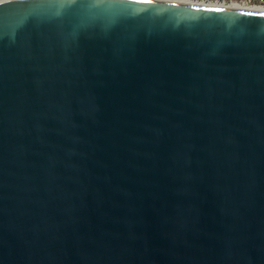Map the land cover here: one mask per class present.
I'll list each match as a JSON object with an SVG mask.
<instances>
[{"label": "water", "instance_id": "water-1", "mask_svg": "<svg viewBox=\"0 0 264 264\" xmlns=\"http://www.w3.org/2000/svg\"><path fill=\"white\" fill-rule=\"evenodd\" d=\"M247 13L264 11L0 1V264H264Z\"/></svg>", "mask_w": 264, "mask_h": 264}, {"label": "bare ground", "instance_id": "bare-ground-1", "mask_svg": "<svg viewBox=\"0 0 264 264\" xmlns=\"http://www.w3.org/2000/svg\"><path fill=\"white\" fill-rule=\"evenodd\" d=\"M3 1V0H0ZM165 1H172L176 2L174 0H165ZM182 3V2H181ZM184 3H194V4H201V5H210V6H225V7H231V8H244V9H250V10H257V11H264V7H257V6H243L241 4L231 3V4H219L213 1L205 2V1H192L188 0V2Z\"/></svg>", "mask_w": 264, "mask_h": 264}, {"label": "built area", "instance_id": "built-area-1", "mask_svg": "<svg viewBox=\"0 0 264 264\" xmlns=\"http://www.w3.org/2000/svg\"><path fill=\"white\" fill-rule=\"evenodd\" d=\"M199 1H213L219 4H241L243 6H257V7H264V0H199Z\"/></svg>", "mask_w": 264, "mask_h": 264}, {"label": "snow or ice", "instance_id": "snow-or-ice-1", "mask_svg": "<svg viewBox=\"0 0 264 264\" xmlns=\"http://www.w3.org/2000/svg\"><path fill=\"white\" fill-rule=\"evenodd\" d=\"M216 11H223V9H216ZM249 15H264V13H247Z\"/></svg>", "mask_w": 264, "mask_h": 264}, {"label": "rangeland", "instance_id": "rangeland-1", "mask_svg": "<svg viewBox=\"0 0 264 264\" xmlns=\"http://www.w3.org/2000/svg\"><path fill=\"white\" fill-rule=\"evenodd\" d=\"M174 1H176V2H182V3L188 2V0H174ZM192 1H195V0H192ZM197 1H199V0H197Z\"/></svg>", "mask_w": 264, "mask_h": 264}]
</instances>
